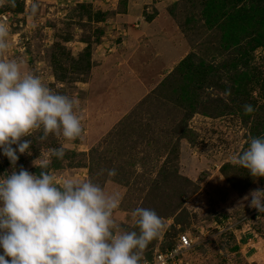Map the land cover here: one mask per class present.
Here are the masks:
<instances>
[{"label":"rangeland","instance_id":"1","mask_svg":"<svg viewBox=\"0 0 264 264\" xmlns=\"http://www.w3.org/2000/svg\"><path fill=\"white\" fill-rule=\"evenodd\" d=\"M129 2L15 0L14 6H0V12L12 13L10 48L3 58L22 60V71L39 76L55 92L78 98L83 116L82 137L74 141L51 134L40 141L39 132L35 140L26 137L33 140L32 153H18L15 168L38 173L33 161L39 164L40 154L62 145L64 158L51 157L48 171L58 180H91L106 193H119L113 213L118 228L138 231L134 210H154L162 227L141 264L151 262L158 248L176 244L183 232L196 241L190 264H264V212L250 206L249 195L264 189V177H252L232 163L250 137L264 135V37L260 43L255 39L246 60L237 55L244 53L235 47L239 35L231 31L241 21L238 14L247 11L254 35L261 31L264 36V0L224 1L222 20L211 14L220 2L152 0V7L166 11L154 29L156 43L163 38L184 44L187 53L155 78L154 58L161 50L140 40L143 55L134 81L144 91L137 96L135 89L122 106V92L129 87L122 68L131 64H120L116 54L128 30L111 15ZM149 6L144 5L146 19L155 14ZM45 37L51 42L45 64L36 63L37 56L29 66L26 53L41 52ZM156 89L162 94L153 97ZM246 104L252 113L245 114ZM113 168L117 174L109 176L106 170ZM12 170L0 155V174Z\"/></svg>","mask_w":264,"mask_h":264},{"label":"clouds","instance_id":"2","mask_svg":"<svg viewBox=\"0 0 264 264\" xmlns=\"http://www.w3.org/2000/svg\"><path fill=\"white\" fill-rule=\"evenodd\" d=\"M5 2L14 6L15 0H0V6ZM9 48V28L0 23V155L13 165L0 174V264H141L162 227L154 210H134L138 231L118 228L113 213L119 193H106L91 180H58L48 171L51 157L64 158L62 145L40 154L39 164L33 161L38 173L15 168L18 153H32L33 140L26 137L35 140L39 132L40 141L50 134L74 141L82 137L83 116L78 98L22 71V60L4 59ZM243 107L245 114L254 111ZM232 163L264 177V135L250 137ZM106 171L117 174L115 168ZM249 195L250 206L264 212V189Z\"/></svg>","mask_w":264,"mask_h":264},{"label":"crops","instance_id":"3","mask_svg":"<svg viewBox=\"0 0 264 264\" xmlns=\"http://www.w3.org/2000/svg\"><path fill=\"white\" fill-rule=\"evenodd\" d=\"M85 1L86 3H88V0H79L80 3L82 2L85 3ZM129 1L130 2L128 3L127 8H125L123 11H117V12L115 10L117 7L113 8L116 13L114 15H111V16H115V19L117 21H120L121 23H123L124 24L123 27H126V29L128 30L126 41L121 50V53L116 54V55H119L120 60L121 58L123 60L120 64H123V62H127L131 64L129 66H124L122 68V72H124V75L122 77H124L127 81V84H129L128 85L129 87L126 89L127 91L122 92V95L123 96L125 95V97L122 96L121 98L123 99L122 100L123 104H121L122 106L127 101L126 99L128 98V95L130 96L134 94L133 91L135 89H137V96L142 94V92L144 91L142 86H140L139 84L136 86V83H135L137 79V74H136L137 62L143 55V52H140V53L138 52V49L141 47V44H142L140 40L149 41L153 45V47L156 46L158 47V49L161 50L160 58L159 57L154 58L155 59V67H154L155 69L152 73V76L155 78L158 77V75L161 72H164V71L170 72L177 65V63H179V61H181L185 57L183 56L184 53H187V49L184 44L181 46L174 45L170 41L165 40L163 38L159 41L157 40L158 43H156L155 40L158 38H157V35L155 36V34L153 33L155 32L154 30L155 27L164 19V16L166 13L164 9L152 7L151 6L152 4H149L151 3L152 0H129ZM174 2L175 0H169L168 5L170 4L172 5ZM144 5H150L147 8V10L152 9L155 13L150 19H146L143 16L145 14ZM154 6H156V4H154ZM168 12H170L169 7H168ZM143 18H145L146 21H144L145 19ZM139 20L141 23L137 24V26H133L131 24V23H134V21L138 22ZM47 40H48V37H45L43 40L44 44L40 48L43 55H41V52L35 55L30 54V52L26 53V55L29 57L28 58L29 66L31 65L32 57L35 58L37 56H39V58L36 60V63L40 64L41 66L45 64L44 55L47 56L46 52H49V49L51 46V42L48 44ZM33 45L34 44L32 42L31 43L32 48H33ZM158 66L162 68V71L161 70L160 72L156 71V69L159 68ZM119 67H122V66L119 65ZM134 67L136 69L135 71H134ZM38 69H41V68H38Z\"/></svg>","mask_w":264,"mask_h":264},{"label":"trees","instance_id":"4","mask_svg":"<svg viewBox=\"0 0 264 264\" xmlns=\"http://www.w3.org/2000/svg\"><path fill=\"white\" fill-rule=\"evenodd\" d=\"M214 1L220 2V3H218L217 6L215 5L212 7V9H211L212 13L211 14H213V16L216 18L218 16H220V20H222V19H224L225 12H224V14L221 15V13H222L221 8L223 7V2L228 1V0H211V2H212L211 5L213 4ZM247 14H248L247 11H243L242 13L238 14L239 16L237 15L238 17L236 18V20L239 19L241 21L240 22L236 21V23L234 24L235 28L231 29V31L235 32L240 37V40H238L239 41L238 43L236 42L237 44L235 45V47L244 53L241 55L240 54H237V55L239 57L242 56V57L246 58V60H247V57L244 55L249 48H250V52H251V49L253 51V45H254L255 39L258 40V43H260L261 38L264 37V36H262L261 31H258V33L254 35V28L252 26L253 16H248ZM218 23L219 24L223 23V21H219ZM181 65H184V63H182ZM160 94H162L161 91H158V89H156L153 92V97L154 96L155 97L160 96ZM183 233H188V232H183ZM180 234H182V233H180ZM177 241H178V238H177ZM175 246H176V244H174L172 247H169V248H163L162 250L171 249V248H174ZM153 258H154V256H153ZM153 258L151 259V261L153 260Z\"/></svg>","mask_w":264,"mask_h":264},{"label":"built area","instance_id":"5","mask_svg":"<svg viewBox=\"0 0 264 264\" xmlns=\"http://www.w3.org/2000/svg\"><path fill=\"white\" fill-rule=\"evenodd\" d=\"M11 19V12H0V23L8 25ZM195 245L196 241L189 233L179 234L174 248L167 250L158 248L154 253L153 260L146 264H190L188 255L194 249Z\"/></svg>","mask_w":264,"mask_h":264}]
</instances>
